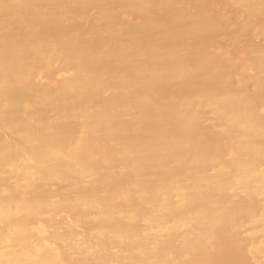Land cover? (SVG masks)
<instances>
[{"label":"bare ground","instance_id":"obj_1","mask_svg":"<svg viewBox=\"0 0 264 264\" xmlns=\"http://www.w3.org/2000/svg\"><path fill=\"white\" fill-rule=\"evenodd\" d=\"M227 251L264 264V0H0V264Z\"/></svg>","mask_w":264,"mask_h":264},{"label":"rangeland","instance_id":"obj_2","mask_svg":"<svg viewBox=\"0 0 264 264\" xmlns=\"http://www.w3.org/2000/svg\"><path fill=\"white\" fill-rule=\"evenodd\" d=\"M254 37H251V41H253ZM228 55L231 57L232 61H236L238 59V53L236 51V45L234 43H231L229 46V50H228ZM207 113L208 110L204 109V113ZM217 169V166L215 165L213 170L211 171L212 173H214ZM222 264H252L248 259H246L245 257H243L241 254L239 253H233L230 251H227L224 253V255L222 256Z\"/></svg>","mask_w":264,"mask_h":264}]
</instances>
